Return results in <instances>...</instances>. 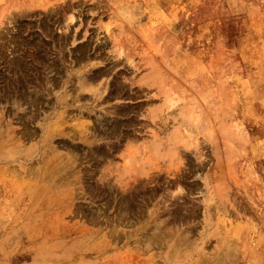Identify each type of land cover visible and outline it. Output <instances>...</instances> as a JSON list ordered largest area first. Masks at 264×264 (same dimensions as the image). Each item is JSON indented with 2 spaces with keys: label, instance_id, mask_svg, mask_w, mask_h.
<instances>
[{
  "label": "rangeland",
  "instance_id": "374dc122",
  "mask_svg": "<svg viewBox=\"0 0 264 264\" xmlns=\"http://www.w3.org/2000/svg\"><path fill=\"white\" fill-rule=\"evenodd\" d=\"M0 21L28 63L60 44L66 65L84 45L86 69L115 62L136 95L109 103L140 129L66 187L30 181L41 149L11 155L0 114V264H264V0H0Z\"/></svg>",
  "mask_w": 264,
  "mask_h": 264
},
{
  "label": "bare ground",
  "instance_id": "6f19581e",
  "mask_svg": "<svg viewBox=\"0 0 264 264\" xmlns=\"http://www.w3.org/2000/svg\"><path fill=\"white\" fill-rule=\"evenodd\" d=\"M41 8L45 9V7ZM6 19L7 18H5V20ZM2 20L5 22L4 19ZM9 21L12 22L11 18ZM69 21L71 23L75 21L72 14L69 16ZM4 28H6V26ZM45 28L47 30V27ZM5 33L7 34L6 31ZM4 35H1L3 39L7 36ZM14 38L10 36V39L5 40H10L11 43H7L6 41V44L5 41H3L0 44V114L9 113L12 117L16 118V123L21 126V129L19 128V133H17L18 136L14 134V132L12 133V130L11 132L8 130L9 134L6 136V141L14 146V150H12L14 153L11 155L15 154L17 157L22 154L25 155L27 160H30V157H32L33 154H37V150L40 151L41 149L38 160H36V166L34 165L35 168H28L30 174L32 173L33 176H35H31L30 181L32 178L38 176L41 178V176L45 175V177H47L46 179H50L52 183L56 181L57 184V180H60L62 186L66 184L71 185L73 181L70 182L69 179L76 175L75 167L78 161L85 159L88 162L94 158H101L102 144L108 145L114 141L119 142L120 139L126 140L130 131H140V129L135 128L136 123H134L135 121L132 119L133 115L136 114L133 108L120 107L117 106L118 104L113 105V103H109L111 99H115L116 102L124 99V96H135L136 91L133 87L136 82L126 77L121 78V80L106 78L111 69L114 68L115 62H112L110 64L111 66L104 67L94 72L86 69L87 64L83 65L81 62L89 57V45L79 47L77 49V54L79 55L67 65L62 55L61 44L59 45L60 55L57 60L48 56L47 51L43 49L41 54L37 53L36 57L30 61L31 63H28L29 61L22 57V46H20L22 43L17 45V39L15 38V44ZM73 64H82V66H79L80 68L78 69H72ZM67 66L71 68V70H67L69 74L66 72ZM94 66L95 65L90 66V68L95 69ZM127 84H129L130 87H128ZM143 114L140 112L138 116L142 118L147 117ZM150 115L151 112L149 113V116ZM0 130L2 129L0 128ZM2 137L4 138L3 135ZM34 139H38L39 142H35L33 146L30 145L31 149L26 148L28 146L26 145L25 147V141L33 142L32 140ZM55 142L57 145H55ZM34 148H37V150H34ZM58 149L64 150L65 153L59 152ZM9 152L11 151L9 150ZM2 156L7 157L4 154ZM10 159L13 158L10 157ZM28 166L30 165L28 164ZM26 167L27 165L25 168ZM19 168L23 167L19 166ZM25 168L23 169L25 170ZM29 170L24 173L29 174ZM24 173L21 172L22 175H24ZM28 174L25 176H28ZM24 179L22 181L25 182ZM28 181L25 183L26 185L28 183L30 184V181ZM98 181L101 185H107L104 176H101ZM24 182L22 183L24 184ZM34 184H36L35 187L37 189L38 184L36 182L32 184L31 182L30 185H33V187L31 186L32 192ZM41 184L43 185V181ZM50 185L53 186V184ZM39 186L41 185L39 184ZM52 186H50V189ZM46 188L49 187L46 186ZM45 190L47 191V189ZM35 198L36 196L34 199ZM130 203L132 204V202ZM41 204H39V207ZM127 207H129V205ZM176 213L177 212H175V214ZM183 217H185V215H183ZM122 219L120 220L123 221ZM156 231L153 233H156ZM42 248H44V246ZM66 248L68 249L67 246Z\"/></svg>",
  "mask_w": 264,
  "mask_h": 264
}]
</instances>
